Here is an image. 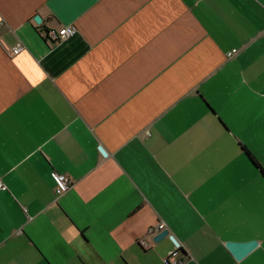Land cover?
I'll use <instances>...</instances> for the list:
<instances>
[{"label":"crops","instance_id":"1","mask_svg":"<svg viewBox=\"0 0 264 264\" xmlns=\"http://www.w3.org/2000/svg\"><path fill=\"white\" fill-rule=\"evenodd\" d=\"M0 181V264H264V0H0Z\"/></svg>","mask_w":264,"mask_h":264},{"label":"built area","instance_id":"2","mask_svg":"<svg viewBox=\"0 0 264 264\" xmlns=\"http://www.w3.org/2000/svg\"><path fill=\"white\" fill-rule=\"evenodd\" d=\"M75 34H76L75 27L68 26V27H64L60 29L59 31H54V30L47 31L45 35V39L49 43H59L61 41H64L66 39L73 37ZM21 52H23V46L16 45L10 50L9 55L11 57H14V56L19 55ZM236 54H237V51L232 50L229 53H227L226 56L228 59H230ZM52 178L54 181L53 192L55 196L57 197L63 195L71 187V182L64 175H59V174L54 173L52 175ZM5 189H6L5 186L0 181V190L5 191ZM165 230H166V226L164 223L161 222L156 227L150 229L148 233L150 235H158L159 233ZM140 244L143 247L146 246L144 241H141ZM180 251L181 249L179 246H176L172 251H169L164 261L165 264H184L186 259L179 256Z\"/></svg>","mask_w":264,"mask_h":264},{"label":"water","instance_id":"3","mask_svg":"<svg viewBox=\"0 0 264 264\" xmlns=\"http://www.w3.org/2000/svg\"><path fill=\"white\" fill-rule=\"evenodd\" d=\"M34 21L36 24H40L41 23V18L39 16H36L34 18ZM103 154V152H102ZM168 231H162L161 233H159L155 238L154 241L155 242H159L162 239L168 237ZM170 241L172 242V244L176 247L178 246L177 241L173 238V237H169ZM257 246V242L255 241H249V242H245V243H233V242H227L225 244V248L231 253V255L235 258V260H240L242 259L244 256H246L249 252H251L255 247Z\"/></svg>","mask_w":264,"mask_h":264},{"label":"trees","instance_id":"4","mask_svg":"<svg viewBox=\"0 0 264 264\" xmlns=\"http://www.w3.org/2000/svg\"><path fill=\"white\" fill-rule=\"evenodd\" d=\"M244 153L246 154V156L248 157V160L250 162V164L257 170H261V167L259 166V164L257 163V161L247 152V150L242 147ZM181 253V251H180Z\"/></svg>","mask_w":264,"mask_h":264}]
</instances>
